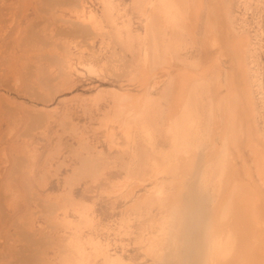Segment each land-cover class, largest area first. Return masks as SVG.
Instances as JSON below:
<instances>
[{"label": "bare ground", "instance_id": "6f19581e", "mask_svg": "<svg viewBox=\"0 0 264 264\" xmlns=\"http://www.w3.org/2000/svg\"><path fill=\"white\" fill-rule=\"evenodd\" d=\"M98 1L100 15L91 9L86 13L81 4L74 11L92 32L91 27L106 32L101 22L108 23L119 48L131 52L136 72L129 70V80L137 82L135 90L108 87L94 95L95 101L107 95L110 102L99 126L113 124L122 132L131 124L143 127L165 135L175 149L168 154L144 144L127 158L118 155L126 180L159 179L122 211L120 228L160 205L165 209L159 222L162 238L145 248L148 254L160 252V264H264V133L249 73L250 35L233 27L228 0H130L144 14L143 30L133 29L118 0ZM58 65L64 76L73 68L81 75H98L93 64L79 63V70L66 55ZM111 137L109 130L110 148L115 146ZM93 155L83 158L99 159L95 165L89 160L93 171L103 173L114 163L100 149ZM67 199L75 218L66 207L55 216L72 230L62 239L67 246L63 262L88 264L87 243L102 264H126L107 251L108 242L95 237L81 241L77 230L80 224L90 225L89 205Z\"/></svg>", "mask_w": 264, "mask_h": 264}, {"label": "rangeland", "instance_id": "374dc122", "mask_svg": "<svg viewBox=\"0 0 264 264\" xmlns=\"http://www.w3.org/2000/svg\"><path fill=\"white\" fill-rule=\"evenodd\" d=\"M73 1L0 0V264H65L67 246L62 239L72 230L55 216L66 207L75 218L68 197L89 205L90 225L80 224L77 230L81 241L95 237L108 242L107 251L119 254L126 264H160V252L148 254L145 248L158 245L162 238L163 206L154 205L140 218L132 214L125 229L118 223L138 193L149 192L159 179L126 180L118 155L127 158L144 144L168 154L175 149L165 135L143 127L131 124L122 132L113 124L99 126L110 102L107 95L99 101L94 95L108 87L135 90L137 82L129 77L136 70L131 52L119 48L106 21L101 23L109 36L102 30V37L101 30L91 27L95 32L90 31L74 11L81 4L86 13L91 9L100 15L99 1ZM118 1L130 15L133 29L143 30V12L132 8L130 0ZM228 4L233 27L250 35L249 73L256 119L264 133V0H228ZM188 50L196 55L195 48ZM65 55L79 70V63L93 64L98 75H81L74 68L70 76L62 75L58 58ZM96 149L114 159L103 173L95 168L98 176L88 164L99 159L83 160ZM83 245L89 252L88 264H102L103 259L94 257L87 243Z\"/></svg>", "mask_w": 264, "mask_h": 264}]
</instances>
